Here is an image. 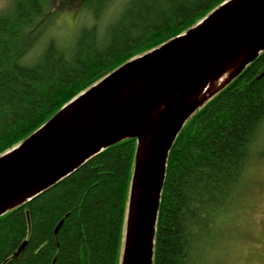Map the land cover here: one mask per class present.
<instances>
[{
  "label": "trees",
  "instance_id": "1",
  "mask_svg": "<svg viewBox=\"0 0 264 264\" xmlns=\"http://www.w3.org/2000/svg\"><path fill=\"white\" fill-rule=\"evenodd\" d=\"M58 1L18 0L0 14V155L106 75L227 0H79L86 22L64 42L53 29ZM263 72L264 51L179 133L153 264H202L218 227L245 196L264 129ZM136 151L137 139L117 143L0 216V264H121Z\"/></svg>",
  "mask_w": 264,
  "mask_h": 264
},
{
  "label": "water",
  "instance_id": "2",
  "mask_svg": "<svg viewBox=\"0 0 264 264\" xmlns=\"http://www.w3.org/2000/svg\"><path fill=\"white\" fill-rule=\"evenodd\" d=\"M263 51L264 0H227L187 32L121 65L0 155V216L105 149L137 139L121 264H153L172 146L190 117ZM241 52L247 56L237 72L192 102L210 75Z\"/></svg>",
  "mask_w": 264,
  "mask_h": 264
},
{
  "label": "rangeland",
  "instance_id": "3",
  "mask_svg": "<svg viewBox=\"0 0 264 264\" xmlns=\"http://www.w3.org/2000/svg\"><path fill=\"white\" fill-rule=\"evenodd\" d=\"M15 1L0 0V14L10 12ZM79 0L58 1L54 6V34L69 40L84 25ZM118 5L113 6L111 12ZM104 21L106 17L104 16ZM249 187L218 227L215 243L205 248L202 264H264V129L248 172Z\"/></svg>",
  "mask_w": 264,
  "mask_h": 264
},
{
  "label": "bare ground",
  "instance_id": "4",
  "mask_svg": "<svg viewBox=\"0 0 264 264\" xmlns=\"http://www.w3.org/2000/svg\"><path fill=\"white\" fill-rule=\"evenodd\" d=\"M247 53L241 52L236 55L229 62H226L220 69L215 70L209 77L208 84L203 88L199 94L195 95L192 102H199L203 97H205L211 90L218 88L225 81H227L232 75H234L241 62L246 58ZM260 77V76H259Z\"/></svg>",
  "mask_w": 264,
  "mask_h": 264
}]
</instances>
